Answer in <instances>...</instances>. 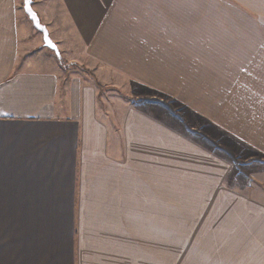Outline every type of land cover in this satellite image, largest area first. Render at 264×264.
Listing matches in <instances>:
<instances>
[{"label":"crops","instance_id":"obj_1","mask_svg":"<svg viewBox=\"0 0 264 264\" xmlns=\"http://www.w3.org/2000/svg\"><path fill=\"white\" fill-rule=\"evenodd\" d=\"M32 8L63 60L92 78L67 73L47 51L23 0H0V264H171L169 249L190 236L172 234L178 226L236 230L217 222L223 198L232 202L223 215L264 216V193L237 190V171L211 146L144 105L109 116L96 86L159 89L264 155V0ZM206 212L214 223L201 222ZM197 238L185 262L264 264L262 236L242 255L229 239Z\"/></svg>","mask_w":264,"mask_h":264},{"label":"rangeland","instance_id":"obj_2","mask_svg":"<svg viewBox=\"0 0 264 264\" xmlns=\"http://www.w3.org/2000/svg\"><path fill=\"white\" fill-rule=\"evenodd\" d=\"M37 32V31H36ZM49 53H52L50 50ZM65 62V61H64ZM66 63V62H65ZM67 64V63H66ZM189 67V65H187ZM63 69L68 73H74L82 76L86 80H91V74L88 73L83 67H80L76 64L71 66L63 67ZM183 90V91H182ZM202 90H209L208 88H203ZM181 99L185 98V91L181 88ZM180 91V92H181ZM179 92V93H180ZM178 93V94H179ZM99 95L100 101L99 106L101 110L113 118L116 117V113H118V109L127 107V105L133 104L134 106L139 105L140 107L144 105L142 108L150 111L156 115H160L165 119V122H169L171 128L176 132H192L195 138L198 140L205 142L208 146L213 148L214 154H217L221 159H223L227 165V167H231L232 169L236 170L237 172L234 174L237 180V184L235 185L237 190L242 191V188H246L248 183L251 184V191L254 193H264V155L260 153H256L255 151L251 150L249 147L243 145L242 142L236 140L234 137L226 136L223 134L219 128L215 127L210 121L202 117L197 112L193 111L194 109L189 104H184L179 101L177 98L173 97L172 95H165L159 89H152V88H143V87H128V88H114V87H104L100 86L99 88ZM134 99V100H133ZM136 100V101H135ZM153 101V105H148L147 101ZM243 179V183H242ZM230 186V185H229ZM228 186V187H229ZM233 186V185H231ZM231 199H225L219 201V208L223 209L222 212H227L229 206L231 205ZM259 201V200H258ZM215 201H213L214 203ZM264 203V199L261 200ZM254 207H263L261 204H255ZM180 206V201L172 200V210L178 211ZM210 208V205L207 207ZM218 216V223L220 224H234L235 231L231 233L224 232H184L178 229L173 231L172 234L175 235H184L189 234L190 236L186 238V242L183 240L182 247H171L169 251H171V264H192L190 262H185L184 259L186 256H190L193 254H197L199 252L195 246H199L198 242L200 234H203L205 237L208 238L210 235H218L219 239H223L227 241L228 239L235 244L234 252L238 253V255H242L244 249L241 248L243 245L248 243H253L255 241H260L258 236H262L263 239V246H264V229L261 228L264 225V216H257V215H250L247 217L243 216H226L225 214H221ZM176 216L172 217V223L175 224H183L181 217L177 214ZM187 225H190V220H193V217L186 218ZM213 217L206 214L201 219L203 223H214L212 222ZM244 224V225H243ZM249 225L252 231L247 232L246 226ZM184 225V224H183ZM193 225V224H191ZM173 227V226H172ZM190 227V226H188ZM244 229V230H242ZM195 236V239L192 238ZM254 237V238H252ZM178 239V237L176 238ZM195 241V242H192ZM254 241V242H255ZM258 244L257 242H255ZM190 244H194L193 248L190 247ZM223 251H228L223 249ZM230 251V250H229ZM231 252V251H230ZM183 257V258H182ZM235 264H242V263H235Z\"/></svg>","mask_w":264,"mask_h":264},{"label":"water","instance_id":"obj_3","mask_svg":"<svg viewBox=\"0 0 264 264\" xmlns=\"http://www.w3.org/2000/svg\"><path fill=\"white\" fill-rule=\"evenodd\" d=\"M32 4H33V0H23V11L27 16V18L29 19L32 26L34 27V29L42 35L43 46L54 53L58 63L61 66H69V64H66L64 62L57 45L50 38L46 26L41 23L38 15L35 13V11L32 8Z\"/></svg>","mask_w":264,"mask_h":264},{"label":"trees","instance_id":"obj_4","mask_svg":"<svg viewBox=\"0 0 264 264\" xmlns=\"http://www.w3.org/2000/svg\"><path fill=\"white\" fill-rule=\"evenodd\" d=\"M96 86H97L98 88H100L101 85H100L99 83L96 82Z\"/></svg>","mask_w":264,"mask_h":264}]
</instances>
